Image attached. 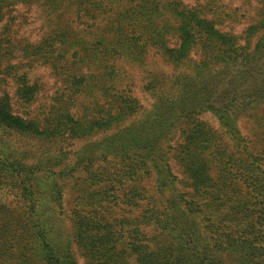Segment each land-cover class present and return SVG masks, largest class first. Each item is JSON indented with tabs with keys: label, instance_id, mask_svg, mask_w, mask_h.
<instances>
[{
	"label": "trees",
	"instance_id": "1",
	"mask_svg": "<svg viewBox=\"0 0 264 264\" xmlns=\"http://www.w3.org/2000/svg\"><path fill=\"white\" fill-rule=\"evenodd\" d=\"M0 264H264V0H0Z\"/></svg>",
	"mask_w": 264,
	"mask_h": 264
},
{
	"label": "rangeland",
	"instance_id": "2",
	"mask_svg": "<svg viewBox=\"0 0 264 264\" xmlns=\"http://www.w3.org/2000/svg\"><path fill=\"white\" fill-rule=\"evenodd\" d=\"M187 1L192 2L193 0H187ZM237 5L238 4H234V6H237ZM248 8H251V7H246V10ZM248 13L252 14L253 11L252 10L248 11ZM244 22H246V20H244ZM233 27H234L235 32L238 33L243 30L244 25L235 23L233 24ZM149 68H150L149 69L150 73L157 72V73L170 74L173 72V68L170 65L156 58L152 59V64L150 65ZM262 68H263V64L260 62V66L257 68H253L251 64H248L247 67L242 66L241 64H236L234 67L230 69L231 70H262ZM85 72L89 73V70H85ZM34 73L40 77L41 83H43L41 92H39V95L37 96V100L35 101L33 106L29 107V111H31V113L33 114H36V113H40L41 106H45L46 104H48L47 101H50L49 98L52 96V93L58 88V82L51 75L50 70L47 67H41V68L35 69ZM125 74H127L128 77H131L133 79L134 92H136L139 96L145 99V102L148 103V99H147L148 96H145L144 94H142L143 92L141 91L140 87L143 83L142 81L145 80V76H147L149 72H146V70H141L139 68L133 67V70H127V73L125 71ZM127 80L128 79L125 78L124 82ZM14 88H15V84L12 81H10L9 86H8V90L10 91V93H13ZM15 108L19 112H24V110H27V109L21 108L19 105H16ZM250 111L251 110L243 114V116L239 120V125L243 128V131L247 133L248 135H250L252 138H255V137L258 138V136L260 135L262 131V128L260 126L261 123H259L260 115L257 113H254L256 110L253 113H251ZM204 117H207L212 122L217 124V121L215 120V118H213L209 113L204 114ZM180 140L181 138L179 136V133H176L174 137L173 145H177V143L180 142ZM79 144H80L79 141H75L73 145L71 144L70 148L77 147ZM171 161H172L173 168L176 174L180 177L183 176L181 168L177 164V161L173 158ZM1 196L3 199L4 198L7 199L6 201L7 203H14V202H9L14 199L13 195L2 194ZM11 205L14 206L13 204Z\"/></svg>",
	"mask_w": 264,
	"mask_h": 264
}]
</instances>
